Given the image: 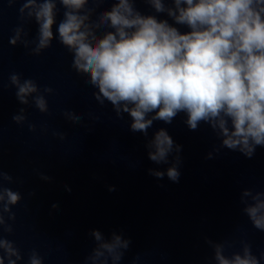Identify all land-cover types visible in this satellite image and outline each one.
<instances>
[{"label": "clouds", "instance_id": "clouds-1", "mask_svg": "<svg viewBox=\"0 0 264 264\" xmlns=\"http://www.w3.org/2000/svg\"><path fill=\"white\" fill-rule=\"evenodd\" d=\"M7 2L11 6L20 0ZM138 2L156 14H166L173 23L142 14ZM105 3L110 7L102 9ZM61 8L62 19L57 22ZM18 11L21 24L13 30L10 45H22L31 55L40 56L57 41L71 54L72 69L96 89L92 93L95 101L100 106L109 102L119 119L128 114L130 131L147 137L154 121L171 124L184 113L189 130L205 123L221 138L215 153L227 148L250 159L257 147H264V0H22ZM32 22L34 37L25 27ZM9 84L21 105L49 112L45 94L53 93L51 87L41 90L35 80L22 79L15 72L9 75ZM64 116L73 123L82 119L72 111ZM12 120L24 124L26 108L21 107ZM28 127L35 131V125ZM60 138L65 136L60 134ZM145 147L148 159L158 165L168 164L169 156L176 153L166 172L148 171L158 179L166 174L172 182H179L182 146L168 131L157 130ZM39 176L52 181L47 175ZM13 182L12 175L0 166V264H18L24 259L14 241L5 236L13 233L9 221L14 222L16 214L12 206L22 199L19 191L5 187ZM66 190L71 191L67 186ZM28 195L33 197L35 192ZM240 203L253 227L264 232V191L245 188ZM90 235L96 246L85 257V264H119L131 244L115 232L108 240L96 229ZM205 243L213 249L215 264H261L264 260V252L257 257L244 241L240 251L230 256L225 251L231 243L208 238ZM27 264H43V258L33 249Z\"/></svg>", "mask_w": 264, "mask_h": 264}]
</instances>
